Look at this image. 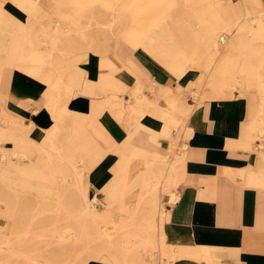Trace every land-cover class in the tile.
<instances>
[{"label": "bare ground", "instance_id": "bare-ground-1", "mask_svg": "<svg viewBox=\"0 0 264 264\" xmlns=\"http://www.w3.org/2000/svg\"><path fill=\"white\" fill-rule=\"evenodd\" d=\"M9 1L23 9L28 16L31 14L37 15L45 10V14L47 13L49 17L47 24L36 28L32 34L26 35L24 33L26 38L17 54V66L34 74H38L41 69L45 68L43 76L51 82L52 88L58 93L57 96L50 95L48 102L57 119L67 117L64 104H58L60 96L65 94L69 97L71 91H75V89L81 90L80 88L84 83L82 80L83 75L81 74V76L76 70L72 69L70 71L68 67L61 69L60 66L56 68V58L68 57L73 52L77 54L79 49L81 51H85L88 48L91 50L92 47L98 45L99 39L100 42L102 41V45H109V38L105 37L102 40V37L97 33V29L102 32L110 28L113 22L126 21V19L129 24V28L126 30V41L136 48L142 47L147 50L157 60H161L162 64L178 77L187 72L186 64L184 66L180 65L179 60L192 61L193 66L203 68L204 73L207 68L210 71L212 70V77L214 78L217 77L218 73L223 72L226 67V62L214 64L217 57L221 56V58L229 59L233 55L232 52L236 50L240 52L238 54L255 55L259 60L257 64L247 59V63L238 66L239 72L248 71L252 76V80L247 81L243 78H236L232 81L226 80V85L232 87L239 85L243 88L252 86L251 83L255 82L261 96L260 104H256L261 109H264V16L255 17L257 19V27H247L245 20L247 21L253 12L250 7H253V5L248 3L247 0H239L236 3L230 0L226 2L221 0H196L195 4L202 7L201 12L196 14L192 11L191 5H189L190 0H183L185 7L172 13L159 11L156 7L159 4L158 0H122L115 5V8L112 0H67L65 3H60L59 9L52 0H0V57L8 51L7 44L11 32H20L17 29L22 28L18 25L19 19L17 20L9 14L8 4H6ZM96 3L99 4V7L96 6ZM179 3L182 5L181 2ZM187 5L189 6L187 7ZM50 8H53V11ZM83 8L86 11H84L82 17L78 20H73L70 11H75L77 14ZM242 8L245 11L242 16L245 19L243 21L242 19L238 20V17L229 21L221 13L227 9H233L237 12V10ZM206 13L209 14L208 17H205ZM94 15L97 17V21L95 20L97 22L96 27L89 24V17ZM250 19L252 20L254 17ZM170 20L175 25V29L168 28ZM194 22L198 25L197 30H195ZM163 23H165L167 28H159ZM10 28L13 29L11 30ZM233 32L234 34L231 36ZM258 39L262 43H257ZM118 42L119 39L116 38L112 47H116ZM27 50L29 52L28 56L26 55ZM195 60L197 63H194ZM3 63L4 61L0 60V67L3 66ZM136 68L137 65L132 63L133 71L139 76V85L137 84L133 90V99L131 101L125 102L119 96V92L124 90L122 85L113 77L108 79V76H104L100 82L93 87L87 86L84 91L91 93H94L95 90L109 91L111 94L107 100V105L117 108L125 105L127 108L125 113L116 115L120 122L125 123L129 131L126 141L118 147L116 146L119 160L115 167L118 168V171L126 172L132 162L141 159L142 162H145L147 170L165 168V178L171 177L172 179L176 174L180 173V164L175 169L170 161L160 158L158 151L155 150L156 152H154L153 150L137 146L131 143L130 139L138 133L159 142L161 135L170 136L173 129H178L180 123L191 112V108L185 105L183 98L180 96L164 100V102L160 101V98L162 100V95L160 94L170 93V87L168 86L158 88L157 96L149 97L143 94V82L147 81L149 83L150 80L135 71ZM66 73L69 76L63 78ZM83 74L85 73L83 72ZM199 83L201 84L202 80H199ZM224 84L220 80H213V95L209 97L216 99L221 93ZM153 85L154 82L151 80L150 87H153ZM151 89L153 91V88ZM178 89L182 90L184 88ZM243 91L240 90V96L247 97L249 100L250 96L243 94ZM203 97L207 98L208 95L204 94ZM7 103L4 98L0 97V121L6 122L4 125L0 124V140L12 141L14 146L11 149L9 148L8 151H4L5 147H3L2 151L0 181L7 182L4 184L7 185L8 190L0 185L1 214L6 219H13L15 211L17 212V206L21 205L22 215L20 221L24 223L21 225L23 236L27 232V230L25 231L28 227L26 222L35 223L33 238L46 236L49 244H53V248H50L53 251H49L54 252L57 257H53V260H50L51 264H56V261L60 260L61 254L65 253L64 248L77 245L85 248L84 253H86L88 259L98 257L104 251L106 255L102 257V260L114 264H152L149 256L145 255V253H140V250L144 248L148 253V250L151 252L153 248L159 246L157 240L152 237V231L156 229V225L152 221L147 223L145 220L148 217L155 216L147 217L146 214L156 213L157 188L163 182L160 180L162 175H143L134 180L135 183L142 185L143 188L153 190V199L146 210H142L139 204H136L132 212L124 209L123 211L128 214V216L124 217L129 220L116 224L113 227L115 234H109V230L112 227L101 226L98 223L103 221V219L107 220V218L112 217L109 209L116 197L113 183L114 185H124L125 177H121L118 181L114 179L116 182L104 187L103 190L108 193V198L105 203V209L100 211L94 204L97 196L94 195L91 198L88 195L89 183L84 180L82 173L74 169V152L81 159L87 172H90L107 153L102 152L93 144L91 145V143H85L87 141L84 137L86 133L79 131L78 125L80 122H76L77 117L68 115V119L73 122H57L44 138L45 141L48 140L49 142L48 149L53 152L56 151L57 156L61 158L53 165L59 175L58 177L54 176V182H60L61 184V186L55 188V196H51L49 199L43 197L35 203L36 207H30V205L34 206V203L29 201V197L15 195L17 201L20 200V204L19 202L14 203L13 195L10 191L13 174L29 173L28 169L30 168L34 170L40 164L39 159L42 158L40 149L44 148L45 143L42 141L41 144L35 146L25 142L23 135H29L30 129L21 117L14 115L9 110ZM260 113V115H264V112L261 111ZM154 115L162 118L163 122L160 129H155L150 123ZM64 125H66L65 128H63ZM69 135L75 136V144L71 147H64L58 142ZM80 141H82L81 144ZM170 148L174 149L175 147L171 144ZM59 149L63 151L61 154ZM28 160L31 162H27ZM34 160H37V162ZM71 168L74 170H69ZM70 172L75 175L69 176ZM170 198L173 199V202L171 199L169 202L173 204L178 197L176 193L172 192ZM160 212L164 215L167 210H161ZM42 215L44 217L40 218ZM69 220L72 223L68 224ZM160 241L161 252L163 253L164 251V254H168L164 250V240L161 239ZM1 243L6 244L8 247L11 245L10 240ZM64 244L66 245L64 246ZM92 245L95 246L91 248ZM36 250L41 255L46 252L42 245H39ZM10 251L9 249L7 253H10ZM200 251L208 253L205 247H202ZM159 254L161 255V253ZM34 255L35 252L27 251V249L22 253L23 258L36 261ZM169 257L176 258L178 255L177 253L169 254Z\"/></svg>", "mask_w": 264, "mask_h": 264}, {"label": "crops", "instance_id": "crops-1", "mask_svg": "<svg viewBox=\"0 0 264 264\" xmlns=\"http://www.w3.org/2000/svg\"><path fill=\"white\" fill-rule=\"evenodd\" d=\"M261 2L264 9V0ZM6 4L13 18L27 22L28 14L23 9L11 1ZM35 26H38L37 22ZM254 27L257 24L251 26ZM23 34L13 31L9 35L8 51L0 67V97L8 102L9 110L29 126V137L37 143L44 140L48 130L57 122H73L68 115L77 117L76 122L79 119L99 122L112 143L118 146L124 143L129 131L116 115L125 113L126 106L117 108L107 105L109 91L95 94L84 89L93 87L104 76L108 79L113 77L124 90L119 92V96L125 102L131 101L133 90L139 85V76L133 71L132 63L142 69V76L154 82L153 87H150V81L143 82L142 92L149 97L157 96V89L162 86L174 90L184 88L185 105L192 107L178 129H173L170 136L161 135L159 142L138 133L130 139L137 146L158 151L160 158L171 163L181 160L178 175L182 177V183L172 190L178 198L167 205L166 214L152 221L156 225L152 231L153 239L158 245L163 239L165 252L178 255L176 258L164 257L163 264H264V115H260L264 109L258 105L261 96L255 82L243 88L229 86L232 87L229 91L224 87L227 86L226 80H252L251 74L248 71L239 72L238 66L248 60L257 64L259 60L255 55L233 54L229 59L219 56L218 64L226 62L224 71L217 74V80H224L225 83L221 93L216 99L210 98L213 85L203 87L200 94H207L208 97L196 106L190 97L196 88L190 87V84L199 79L201 72L198 69L187 68V72L178 77L147 50L142 47L134 49L124 40L103 54L93 50L74 54L73 67L64 64L65 57H57L56 68L76 70L83 75L84 83L81 90L71 91V95L62 100L67 117L57 119L48 102L50 95L57 96L58 93L43 76L45 68L34 74L17 66V54L26 38ZM257 41L262 43L259 39ZM26 55H29L28 50ZM202 71L204 73L203 68ZM240 90L250 96L249 100L240 96ZM160 95L163 102L178 97ZM162 122V118L154 115L150 123L155 129H160ZM181 130V137L184 138L178 141L177 132ZM178 142L185 145L184 149L176 151ZM8 143L4 147L9 150L14 143ZM171 144L174 149L170 148ZM118 160L119 155L109 151L91 169L88 175L91 198L96 195L98 200H105L106 203L108 193L103 189L112 183L114 169L118 171L115 168ZM150 221L145 220L147 223ZM157 230L160 236L156 238ZM202 247L208 253L201 252Z\"/></svg>", "mask_w": 264, "mask_h": 264}, {"label": "rangeland", "instance_id": "rangeland-1", "mask_svg": "<svg viewBox=\"0 0 264 264\" xmlns=\"http://www.w3.org/2000/svg\"><path fill=\"white\" fill-rule=\"evenodd\" d=\"M54 4H56L55 6H58L59 9V5L60 3H65L67 2V0H52ZM113 1V5L114 8L116 7L115 5L117 3H119L122 0H112ZM159 4L156 5L157 9L159 11L165 12H173L175 10H178L180 8L185 7L184 6V1H179L182 3V5H180V3L178 2V0H158ZM191 2L189 3V5H191L192 7V11H194V13L196 14L197 12H201V6L195 4L196 0H190ZM222 1V0H221ZM228 1V0H225ZM233 3L234 2H238V0H230ZM223 2V1H222ZM248 3L252 4V6H250L252 8V14H250V16L248 17V20L246 21L245 19L242 18V16L245 14L244 9H239L237 10V12L233 9H227L225 10V12H221L222 16H224V18L228 19L229 21L233 20L235 17H238L240 19L245 20V25L247 27H251L253 25L257 24V19L255 18L256 16H259L260 14H262L261 16H264V10L263 8V4L261 2V0H247ZM97 4V3H96ZM249 4V5H250ZM187 5V7L189 6ZM97 7H99V4L96 5ZM96 7V8H97ZM186 7V8H187ZM51 9V8H50ZM95 10V8H93ZM237 9V8H236ZM110 10V9H109ZM51 11H53V8L51 9ZM84 11H86L85 8L82 9V11H79V13L76 14L75 11H70L71 13V18L73 20H78L79 18L82 17V15L84 14ZM45 10L41 11L40 13H38L37 15H29L28 16V20L27 22H20L18 23V25L22 28L17 29L20 32L25 33L26 35L28 34H32V32L36 29L39 28L41 25H46L47 24V20H48V15L47 13L45 14ZM260 13V14H259ZM208 17L209 14L206 13L205 17ZM254 17V19H250ZM8 18V17H5ZM88 20V19H87ZM95 20L97 21V17L96 15L89 17V24H91V26L96 27L97 26V22H95ZM82 21V19H81ZM171 21V20H170ZM36 22L38 23V26L36 25ZM196 22H194V27L195 30L198 29V25L195 24ZM80 25V24H79ZM81 26V25H80ZM161 27H166L165 23H163L162 25H160L159 28ZM127 28H129V24L128 21L126 19V21H116L113 22L110 28L105 29L104 31L100 32L99 29H97V33L102 37L101 39L103 40L105 37L109 38V45H102V41L98 42V45H95V47H92L91 50L98 52V53H106L107 51H109L110 49L114 48L112 47V44L115 42V39L118 38L119 41L124 40L126 41V30ZM168 28L171 29H175V25L172 23V21L169 23ZM11 30L13 28H10ZM107 30V31H106ZM96 31V29H95ZM168 31V30H167ZM109 35H108V34ZM102 34V35H101ZM234 34V32L231 34V36ZM127 42V41H126ZM104 43V41H103ZM119 43V42H118ZM128 43V42H127ZM129 44V43H128ZM117 46V45H116ZM132 48H136L135 46L131 45ZM196 47V46H194ZM106 49V50H105ZM89 50V48L87 49ZM87 50H85L87 52ZM81 50L79 49V52ZM240 53L238 50L233 51L232 54H238ZM6 54V53H5ZM4 54V55H5ZM74 52L73 54H71L68 57H65L66 60V64L67 66L73 67V60H74ZM3 54L1 55L2 60L4 61V56ZM245 55V54H242ZM159 59V58H158ZM218 60V57L215 59L214 64H216ZM161 62V60H159ZM180 63V65H185L186 68H191V69H198L201 72V75L199 77V79L195 82V83H191L190 87H194L196 89L193 90V94H191V98L194 100V103L196 105L202 104L204 100H206L205 97H203L204 94H200L204 88H208L209 86H212V82L213 80H217V77H212V70L210 71L208 68L205 70L206 73L204 74L202 71V68H198L197 66H193L192 61H187L185 62L183 61H178ZM162 63V62H161ZM194 63H197V61L195 60ZM141 68L138 69L136 68L135 71L141 73ZM226 75H230L233 76L234 74H226ZM69 76L68 73L65 74V76L63 78H67ZM224 77V76H222ZM199 80H202V83H199ZM224 82V80L222 81ZM224 86V85H223ZM213 87V86H212ZM226 87V91H229L230 88L229 86H224ZM185 89L179 90V89H172L170 88V93L163 95L165 97H176V96H180L183 99H185L184 96V91ZM209 90V89H207ZM206 90V91H207ZM63 91V90H62ZM103 91L100 90H95V94L97 93H102ZM235 94H232V96H234ZM68 96H66L65 94H62L60 96V102L58 103L59 105L62 104L63 99H67ZM167 100V99H165ZM125 104V103H123ZM167 104V103H165ZM123 106V105H122ZM192 107V106H190ZM1 113V110H0ZM79 131H83L85 132V138L87 139V141H85V143H91V145L93 144L94 146H96L98 149H100L102 152H106L108 153L109 151H115L116 152V146L118 147V145L116 143H112L110 140V137L107 136L106 131L102 128V126L99 124V122H92V120H89V122L81 121V119H79ZM6 122H2L0 121L1 125H4ZM29 127V126H28ZM30 129V128H29ZM51 130V129H50ZM49 131V130H48ZM182 130L180 132H177V136H178V141L181 140L184 137L182 136ZM23 138H25V142H27L28 144L31 145H39L42 142H35L32 139H30L29 135H23ZM75 136L73 135H69L66 136L64 138V140H60L58 142H60L64 147H71L72 145L75 144L74 141ZM8 140H0V164L1 162V158H2V151H3V147L6 145H9ZM43 143H45V146L43 149H40V152L42 153V158L39 159L40 164L38 166H36V168L34 170H32L31 168L28 169L30 172L27 173H14L13 177L11 179V184H10V191L13 195V200L14 203H18L20 204V200L17 201L15 195H18L19 197L21 196H27L30 198V202L34 203V206L30 207H36L35 203L43 198L46 197V199L51 198V196H55V188L58 186H61L60 182H54V176H59L56 173V167H54L53 165L55 163H57L61 158L59 156H57L56 151H52L48 149V140H43ZM82 143V141H80V144ZM2 147V148H1ZM185 145H179L178 142V146H176V151L178 150H182L184 149ZM4 151H8V149L4 148ZM61 152H63L61 149H59V153L61 154ZM69 153V152H67ZM78 155L76 154V152H74V162H75V167L74 169L79 171L80 173H82V176L84 177V180L86 182L89 183V179H88V175L89 172H87V169L83 167L82 161L79 157H77ZM176 156L178 157V153L176 152ZM15 160V158H13ZM35 162H37V160H34ZM27 162H31V161H27ZM42 162V163H41ZM181 162L180 159H178L177 161H175L172 164V167H175V169H177V165H179ZM1 168V165H0ZM117 168V167H115ZM143 168V169H142ZM74 169H69V170H74ZM115 174L112 180L113 182L118 181V179H120L121 177H125V184L124 185H119V184H115L113 183V186H115L114 188V194H116L115 197V201L112 204V206L110 207V211L112 213V217L103 219V221H99L98 225L101 226H108V227H112L109 230V234L113 235L115 234V229L113 228L116 224L119 223H123L125 220H127V217L124 216H128L127 212L125 213L123 210L126 209L129 212H132L133 209L135 208L136 204H139V207L142 210H146V208H148L147 206L151 203L152 199H153V194L154 191L153 190H149V189H145L142 187V185L135 183L134 180L139 177V176H143V175H162L160 180H162V184L160 183L158 185L157 188V204H156V213L155 214H150L148 215V213L146 214L147 217L148 216H152V217H148L146 218V220H151L153 221L155 218L158 219L160 217L163 216V214L160 212L161 210L165 211L167 205H170V199H169V194L170 197L172 195V190L182 183V177L179 175H175L172 179L171 177H166L165 178V168H159V169H155V170H147V166L145 164V162H142L141 159L136 160L134 162L131 163V165L127 168L126 172H120L114 169ZM69 176H74V173H69ZM116 181H115V180ZM53 181V182H52ZM7 182H1L0 181V185L7 189V185L4 184ZM90 185V184H89ZM180 187V186H179ZM179 189V188H178ZM178 191V190H177ZM4 193V192H3ZM6 193V192H5ZM8 194V192H7ZM88 195H89V191H88ZM89 197H91L89 195ZM95 202L94 204L97 206V208L100 211H103L105 209V200H98L95 197ZM171 201L173 202V199H171ZM16 206V205H15ZM18 207V208H17ZM17 208V212L15 211V214L13 215V219H6L4 215L1 214L0 212V264H51L50 260H53V257H57V255L54 254V252H50L53 251L50 248H53L52 245L53 244H49V240L48 237L46 236H41L40 238H33V228L35 227V223H31V222H26V224H28L27 229H25V231L27 230V232L24 234L23 236V231H22V227L21 225H23L24 223H22L21 220V205H18ZM130 215V214H129ZM162 215V216H161ZM44 215L40 216V218H43ZM151 218V219H150ZM105 220V221H104ZM129 220V219H128ZM72 223V221H68L67 222ZM34 225V226H33ZM160 231H156L155 233V237H159L160 236ZM10 240L11 245L10 247H8L6 244H2L1 242L3 241H8ZM32 241V243H31ZM26 243V245H25ZM30 243V244H29ZM39 245H42L43 249H45L46 252H43V255L40 254V252H38L36 249L37 247L39 248ZM66 244H64L65 246ZM51 246V247H50ZM60 246V245H59ZM83 246V245H82ZM95 245H92L91 248H93ZM160 246V245H159ZM157 246L155 248H153V250L151 252L148 253L143 249L140 250L141 252H145L150 260L152 261L153 264H163L164 262V257H168V254H164L161 252L160 247ZM63 248V245H62ZM13 250L12 252L10 251V253H7L8 250ZM25 249H27V251H33L35 252V260H31L29 258H23L22 257V253L23 251H25ZM84 247H80V246H75V247H67L64 248V254H61L60 260L56 261V264H91L94 262H99V263H105L107 261L102 260V257L104 255H106V252L103 251V253H101V255H99L98 257H91V258H87L86 257V253H84ZM50 250V251H49ZM49 252V253H48ZM161 253V255L159 254ZM145 254V255H146ZM97 259V260H96ZM5 260V261H4ZM175 261V260H174ZM207 262H210L208 260H206Z\"/></svg>", "mask_w": 264, "mask_h": 264}]
</instances>
